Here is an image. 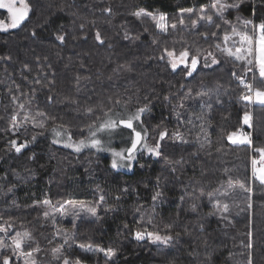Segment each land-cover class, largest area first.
<instances>
[{"label": "trees", "instance_id": "1", "mask_svg": "<svg viewBox=\"0 0 264 264\" xmlns=\"http://www.w3.org/2000/svg\"><path fill=\"white\" fill-rule=\"evenodd\" d=\"M27 2L30 12L21 26L0 32V225L12 221V233L31 234L33 242L26 248L31 251L39 246L41 251L34 253L37 264H59L62 260L54 259V248L68 255L71 264L77 260L80 264H248L249 256L252 264H264V185L251 178V159L259 154L247 145H232L227 140L230 132L243 128L252 133L253 147L264 146V106L239 102L241 85L232 73H244L239 64L234 65L219 52V65L201 67L187 80L159 59L165 45L177 51L182 45L190 46L193 52L197 47H214L215 38L209 37L206 43L199 35L217 31L214 26L198 22L193 28L195 15L186 19L184 26L177 19L178 9L195 6L198 12L210 0ZM141 8L165 13L170 23L176 22L183 30L158 33L150 17L137 20L131 15ZM251 9V3L243 4L240 15L251 18ZM227 15L235 23L237 13ZM261 17L264 8L255 19ZM6 18L7 13L0 10V19ZM97 31L103 45L95 39ZM57 35H64L65 42L60 43ZM222 36L220 30L221 42ZM255 80V87L264 88L258 73ZM32 89H38L34 98ZM189 91L193 99L184 101L186 110L178 109L187 112L179 123L172 107ZM201 91L206 93L204 97H198ZM49 95L55 98L53 103L48 102ZM165 96L172 103L166 102ZM109 98L130 100L132 109L150 102V111L143 119L153 137L157 139L163 129L169 135L179 131L188 143H174L166 137L164 155L159 159L139 157L140 165L130 173L113 170L106 157L93 151L77 154L51 143L52 117L57 118L55 123L63 117L69 131L79 138L80 128L88 123L82 113L89 106L97 111L106 108ZM201 99L212 107L201 109ZM18 103H24L25 110L31 108L34 113L39 108L49 116V131L35 142H31L32 132L39 129L30 123L27 132L23 128L15 134L7 131L14 111L23 117ZM245 112L250 115L251 129L242 123ZM189 114L193 123L188 122ZM13 139L18 144L29 142L28 147L16 153L10 147ZM236 181L252 191H244ZM225 190L231 197L220 196ZM156 191L162 196L153 209ZM209 193L229 203L231 210L226 215L232 224L220 220L219 213L212 214L215 209L208 202ZM100 195L106 203L97 208L99 219L82 214L76 229L70 217L53 227L52 220L43 215L52 209L37 205L44 199L53 204L70 199L78 207H93ZM145 228L170 234L173 239L168 245L136 240L135 232ZM65 231L75 235L74 242L69 241L71 249L65 244ZM80 243L113 248L117 255L108 261L103 253L83 252L76 247ZM249 243L252 248L247 247Z\"/></svg>", "mask_w": 264, "mask_h": 264}, {"label": "snow or ice", "instance_id": "2", "mask_svg": "<svg viewBox=\"0 0 264 264\" xmlns=\"http://www.w3.org/2000/svg\"><path fill=\"white\" fill-rule=\"evenodd\" d=\"M245 3H251L252 5V17L246 18L240 15L241 6ZM264 8V0H210V4L207 6L201 5L198 12L194 7L180 8L178 9V23L184 26L186 19H191L193 15L197 19H192V27L196 28L198 22H206L207 27H215L217 31H203L199 32L201 37H204V42H209V37L215 38L214 47L210 45V50L197 47L193 52L190 46H181V49L177 51L175 47L169 48L166 45L163 48L162 53L159 56L160 61L164 62L171 68L172 73H177L179 70L183 73L185 79L193 78L195 74L200 71V68L211 69L215 65H219L221 60L217 56V52L221 56L227 57L229 61L234 65L239 64L243 76L233 72L232 75L239 79V84L246 89V93L240 96L242 101H245L247 105H260L264 106V88L254 87L252 83H248L246 76L249 73H258L260 81H264V17H261L259 21L255 19L259 9ZM0 10H4L7 13L6 19H0V32H7L10 29H17L28 18L30 12V6L27 0H0ZM230 12H236L235 23L228 19ZM187 14V15H186ZM137 20H142L145 17H150L155 24V28L158 33L168 34L169 29L172 31H182V28H178L176 22H169L168 16L165 13H154L147 11L143 8L133 11L131 13ZM227 26V27H225ZM239 26V27H238ZM230 29V31H229ZM220 30H223L222 42L220 37ZM35 35V33H33ZM125 39H128V34L125 33ZM56 39L60 43L65 42L64 35H57ZM96 41L103 45L104 40L99 31L95 35ZM153 43H156L154 40ZM255 78V76H254ZM79 80L80 77L78 76ZM36 83H40L39 80ZM53 82H49V87ZM19 87V86H18ZM38 89H32L33 98L35 92ZM79 91V89H78ZM205 92L201 91L198 97H204ZM17 97H13V102H17ZM110 99L109 106L101 107L99 111L89 106L82 115L88 123L84 124L80 128L81 135L76 138L72 132L69 131L68 126L63 123V117H60V123H55L56 117H52L54 123L51 127L53 145H61L65 149H70L73 153L80 154L84 150H95L96 153H108L111 156L110 167L112 169H124L127 168L131 171L138 160V155L147 153L150 157L161 158L163 148L165 146L166 137L172 140L174 143H188L184 139V134L177 131L169 135L167 129L158 131V139H155L154 143H149V129L144 126V114L150 111V102L143 103L138 107L132 109L130 107L131 101H124L121 98H117L114 101ZM147 99V98H146ZM180 103L173 105L172 113L177 117L179 123H183L181 120L182 115L187 112H181L178 109L186 110L187 105L184 103L186 100L193 99L191 91L179 97ZM209 101L211 97H208ZM164 100L168 103H172L170 97L165 96ZM55 98L51 95L48 96V102L53 103ZM219 102V101H217ZM29 104L32 100L29 99ZM201 109L204 107L211 108L210 102L200 100ZM122 106L123 111L120 110ZM17 107L24 112L23 117L15 112L11 117V128L7 131H11L14 134L20 132L23 128L27 132L26 125L29 123L33 129H39L32 132V141H37V138L44 136L49 131L47 120L48 114L37 108L33 113L32 109L25 110L24 103H18ZM78 111V110H77ZM201 119L203 117H200ZM189 123H193L191 115L189 114ZM210 122V121H209ZM244 125L250 124V115L248 112L244 113L242 118ZM203 128V125H201ZM121 130L119 135L124 138V146L117 150L112 146L114 140V134L117 130ZM123 130H127L125 134ZM86 131V134H85ZM191 131V130H189ZM106 137V138H105ZM227 140L232 145H247L255 153L259 154L257 159L255 156L251 159V178L254 181H258L260 185H264V146L253 147V141L251 134L237 129L230 132L227 135ZM29 142L17 143V140H10V147L15 150L16 153H21L23 149L28 147ZM203 148L204 145L201 144ZM143 167V165H141ZM227 171V170H226ZM239 183L240 188L246 192H251L252 188L245 183ZM158 187V185H157ZM127 191V189H125ZM204 195L203 190L201 196ZM162 196L161 191H156L152 196L153 209L156 207L158 198ZM220 196L231 197V193L227 190L220 193ZM117 202L120 200V196L116 197ZM208 202L215 209L212 214L219 213L220 220H227L228 224H232V221L228 219L227 213L230 212L231 206L229 203L222 202L219 197H212L209 193ZM106 200L104 195L99 196V200L96 202V206L93 207H77V203L73 200H64L53 204L50 199H44L38 201L37 205L48 206L52 211H44L43 215L45 219H51L53 227L59 223V220L71 218L73 229L78 228L77 221L81 219L82 214L85 216L94 217L99 219L97 214V208L105 205ZM238 207V205H237ZM251 208V204L248 205ZM139 211V209H138ZM59 217V219H58ZM143 219V217H142ZM152 220L149 219L148 223ZM14 228L12 221H6L4 225L0 226V264H37V260L34 253H39L41 249L39 246L35 247L31 251L27 250L26 245L30 246L33 242L31 234L27 231H16L13 235L11 230ZM57 232L60 229L57 228ZM65 244L72 248V243L69 241L75 240L74 233L70 234L64 232ZM251 239L252 233H248ZM135 239L143 241L147 239L149 242L158 245H168L172 241L173 237L170 234H161L159 232L150 231L145 228L143 231L135 232ZM76 247L80 248L85 253H103V256L108 261H112L116 257V250L113 248H101L99 246L93 247L92 243L87 245L80 243L76 244ZM248 248H252V244L247 245ZM54 259L62 260V264H71L70 257L61 253L60 249L54 250ZM11 253L10 255L8 253ZM76 264H80L77 260ZM248 264H252L251 256H249Z\"/></svg>", "mask_w": 264, "mask_h": 264}, {"label": "rangeland", "instance_id": "3", "mask_svg": "<svg viewBox=\"0 0 264 264\" xmlns=\"http://www.w3.org/2000/svg\"><path fill=\"white\" fill-rule=\"evenodd\" d=\"M10 30H14V29H10ZM254 76H255V74L254 73H250V75H249V77H248V80L247 81H253V85H254V87H255V82H256V80H255V78H254ZM253 105H255V104H253ZM120 110L121 111H123V108H120ZM244 125V124H243ZM245 127H249L248 125H245ZM121 130H117V133H115L114 134V140H113V144H112V146L113 147H115L117 150H119V148L120 147H123L124 146V138L123 137H121L120 135H119V132H120ZM124 131V133L126 134L127 133V130H123ZM49 138L50 139H52V133H51V130L49 131ZM106 138V137H105ZM155 137H153V132H149V140H148V142L149 143H154V141H155ZM157 139H158V137H157ZM57 146H60V147H62L61 145H57ZM69 151H71L70 149H68ZM84 151H93V152H95V150H84ZM72 152V151H71ZM96 153V152H95ZM97 154H99V155H101V156H103V157H106L108 160H109V163H110V161H111V156H110V154H108V153H97ZM258 154V153H257ZM141 156H148V157H150L147 153H144V154H142V155H138V159H139V157H141ZM139 166L140 165V163H139V161L137 160V162L135 163V165H134V167H133V169L131 170V171H129L127 168H124V169H113V170H115V171H119V172H124V173H130V172H132L133 170H134V168H135V166ZM252 167V166H251ZM256 182H258V181H256ZM259 183V182H258ZM78 207V206H77ZM4 225V224H3ZM0 226H2V225H0ZM13 235L15 234V232L14 233H12ZM56 248H54V250H55ZM11 253L9 252V255H10ZM54 254H55V252H54ZM59 264H62V261H60L59 262Z\"/></svg>", "mask_w": 264, "mask_h": 264}, {"label": "built area", "instance_id": "4", "mask_svg": "<svg viewBox=\"0 0 264 264\" xmlns=\"http://www.w3.org/2000/svg\"><path fill=\"white\" fill-rule=\"evenodd\" d=\"M247 82L253 84V81H247ZM240 87H241V90H242L241 95H242V94H245L247 90L244 89L242 86H240ZM241 95H240V96H241ZM240 96H239V102H245V101H242V100L240 99ZM239 130L246 132L243 128H242V129H239ZM249 133L251 134V138H252V133H251V132H249ZM255 157L258 159V158H259V155H256Z\"/></svg>", "mask_w": 264, "mask_h": 264}, {"label": "crops", "instance_id": "5", "mask_svg": "<svg viewBox=\"0 0 264 264\" xmlns=\"http://www.w3.org/2000/svg\"><path fill=\"white\" fill-rule=\"evenodd\" d=\"M250 124H251V118H250ZM248 129H251V127H248Z\"/></svg>", "mask_w": 264, "mask_h": 264}]
</instances>
